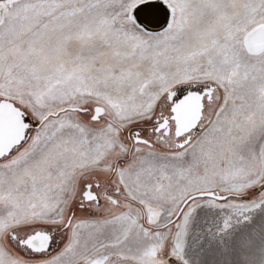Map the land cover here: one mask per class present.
<instances>
[{"label": "snow or ice", "instance_id": "snow-or-ice-1", "mask_svg": "<svg viewBox=\"0 0 264 264\" xmlns=\"http://www.w3.org/2000/svg\"><path fill=\"white\" fill-rule=\"evenodd\" d=\"M261 207L264 0H0V264H188Z\"/></svg>", "mask_w": 264, "mask_h": 264}, {"label": "rangeland", "instance_id": "rangeland-1", "mask_svg": "<svg viewBox=\"0 0 264 264\" xmlns=\"http://www.w3.org/2000/svg\"><path fill=\"white\" fill-rule=\"evenodd\" d=\"M236 216L229 230L221 216L201 212L190 226L184 257L188 264H264V207ZM243 238L245 243H236ZM182 264V262H178Z\"/></svg>", "mask_w": 264, "mask_h": 264}]
</instances>
